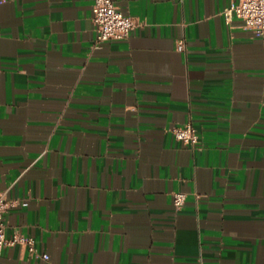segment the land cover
I'll return each mask as SVG.
<instances>
[{
	"label": "crops",
	"instance_id": "0c3cea01",
	"mask_svg": "<svg viewBox=\"0 0 264 264\" xmlns=\"http://www.w3.org/2000/svg\"><path fill=\"white\" fill-rule=\"evenodd\" d=\"M114 1L144 26L95 45L94 0H0L6 235L49 254L0 264H264V39L236 0Z\"/></svg>",
	"mask_w": 264,
	"mask_h": 264
},
{
	"label": "built area",
	"instance_id": "2783aa9c",
	"mask_svg": "<svg viewBox=\"0 0 264 264\" xmlns=\"http://www.w3.org/2000/svg\"><path fill=\"white\" fill-rule=\"evenodd\" d=\"M93 24L96 31L95 45L105 41L127 40L137 26H144L133 16L125 15L121 7L114 0H94L93 2ZM228 21L235 15L241 18L248 28L252 29L256 36L264 39V0H236L224 10ZM178 48H185V41L179 40ZM176 139L195 146L199 141V132L191 122L172 127ZM185 193L177 191L173 200L176 206H181L185 200ZM10 201L0 196V253L9 244H21L33 255L49 259L46 252L39 253L35 246L34 236L16 231L11 237L6 235V224L4 214Z\"/></svg>",
	"mask_w": 264,
	"mask_h": 264
}]
</instances>
